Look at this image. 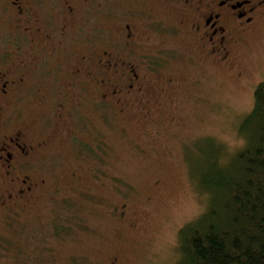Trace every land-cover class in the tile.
Masks as SVG:
<instances>
[{"label": "rangeland", "instance_id": "obj_1", "mask_svg": "<svg viewBox=\"0 0 264 264\" xmlns=\"http://www.w3.org/2000/svg\"><path fill=\"white\" fill-rule=\"evenodd\" d=\"M97 1L99 10L88 25L95 21L105 28L114 16L119 25L128 17L135 27L146 19L122 12L117 8L122 0ZM7 25L0 23L2 69L17 57L26 58L28 48L26 38H20L17 56ZM162 32L147 26V42L137 49L147 55L144 91L148 101L152 97L151 111L137 113L145 119L117 112L108 103L104 107L86 93L65 96L51 81L52 74L39 70L16 92L22 101L17 109L9 104L7 121L14 125L17 116L33 126L39 118L36 140L57 126L50 120L44 124L52 101L60 97L79 108L71 107L73 121L34 160L32 175L42 180L36 198L18 214L0 218V264H175L179 230L205 209L207 195L198 177L216 157L210 139L222 153L242 146L239 123L252 108L256 85L264 81V22L233 55L232 66L191 49L183 34L174 39ZM86 45L99 53L123 52L101 38ZM63 51L57 52L61 62L73 63ZM151 76L153 83L159 78L153 89L147 84ZM167 79L174 88L154 99ZM68 129L77 133L79 143L67 136ZM73 256L79 257L77 262L71 261Z\"/></svg>", "mask_w": 264, "mask_h": 264}, {"label": "flooded vegetation", "instance_id": "obj_2", "mask_svg": "<svg viewBox=\"0 0 264 264\" xmlns=\"http://www.w3.org/2000/svg\"><path fill=\"white\" fill-rule=\"evenodd\" d=\"M43 1L45 4L40 7L37 0H0V23L9 22L10 43L16 47L17 56L20 55L19 39L26 38L28 44L26 58L17 57L7 67H0V218L7 213L18 214L36 198L42 180L32 175L34 160L64 131L66 122L73 121L71 107L79 108L74 101L64 104L60 97L52 101L44 124L50 120L57 126L49 127L38 141L34 133L40 126L39 118L33 126L17 121V116L14 117L16 124L7 121L9 104L12 109L18 108L22 94L16 92H22L21 87L31 81V74L38 70L41 75L44 72L52 74L51 81L57 82V89L65 96L86 93L88 98L98 99L104 107L110 104L117 112H132L145 119L151 111L152 97L148 101L144 91L147 90L144 70L147 55L137 49L141 48L142 41L147 42V26L160 29L174 39L183 34L191 49L232 66L233 55L264 22V0H122L117 5L122 12L142 15L146 19L132 27L128 17L126 23L119 25L114 16H109L105 28H100L95 21L88 25L89 18L95 17L99 10L97 0ZM150 2L153 7L146 10ZM98 38L120 45L123 52L99 53L98 49L86 45ZM61 50H64V59L74 62L62 63V58L57 56ZM44 52L46 56L42 55ZM62 70L64 75L58 76L57 72ZM158 79L155 78L156 83ZM147 82L152 89L156 87L152 76ZM164 82L163 88L160 87L162 94L154 99L174 88L172 79ZM152 106L157 108L154 103ZM142 111L146 115L141 117L138 114ZM67 136L74 137L79 143L77 133L71 129Z\"/></svg>", "mask_w": 264, "mask_h": 264}, {"label": "trees", "instance_id": "obj_3", "mask_svg": "<svg viewBox=\"0 0 264 264\" xmlns=\"http://www.w3.org/2000/svg\"><path fill=\"white\" fill-rule=\"evenodd\" d=\"M237 133L242 146L230 152L210 139L216 157L198 177L205 209L179 230L175 264H264V81Z\"/></svg>", "mask_w": 264, "mask_h": 264}]
</instances>
